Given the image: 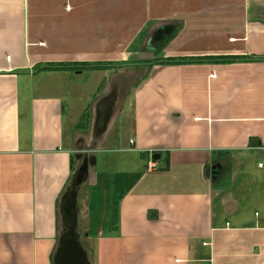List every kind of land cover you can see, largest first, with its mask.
<instances>
[{
	"label": "crops",
	"instance_id": "1",
	"mask_svg": "<svg viewBox=\"0 0 264 264\" xmlns=\"http://www.w3.org/2000/svg\"><path fill=\"white\" fill-rule=\"evenodd\" d=\"M119 66L136 80L114 126L143 161L119 173L140 177L92 263L264 264V0H0V264H53L75 152ZM96 165L90 214L111 180Z\"/></svg>",
	"mask_w": 264,
	"mask_h": 264
},
{
	"label": "rangeland",
	"instance_id": "2",
	"mask_svg": "<svg viewBox=\"0 0 264 264\" xmlns=\"http://www.w3.org/2000/svg\"><path fill=\"white\" fill-rule=\"evenodd\" d=\"M153 31H150L146 34L147 36H151V34ZM131 61L133 60V58L130 59ZM126 65V64H124ZM123 67L119 66L116 67L114 72H115V78L113 79V83H109L110 86L108 85V93L104 94L102 99L105 96H108L109 94H111L114 90L117 92L118 94V100H117V104L114 107V118L112 119V122L109 126V130L107 132V134L105 135V137L102 140H98L95 136V132H94V126H95V120H96V114H97V109L94 113L95 117H94V124L92 129H87L86 132L83 133V136L85 135V139H81L83 141L87 140L88 144L90 146V148L88 149H82L80 151V149H78L77 152H75V154L77 155H88V156H84V157H88L87 158V167L90 165V158L91 156H95V153L97 152V171L98 173H109L111 176V180L113 182H115L118 178H119V173H125L128 174L129 172H133L135 170H138L140 168L139 165H141V161H143L139 155L135 152H129V150H127L129 148V135L125 134L122 130L118 131L116 130L117 128L114 126V122H115V118L121 108V106H124L125 103V99L128 96V94L131 92V88L134 86L135 83V78L132 76L131 79L129 78V85L128 83L125 84L124 88L123 86L120 84V82L124 81L126 78H123L124 75H120ZM126 75V74H125ZM122 78V79H121ZM40 79H42L40 77ZM99 81V78L97 80H95L94 82H92V84L90 85L91 87V91H94V86L95 84ZM120 84V85H119ZM118 87V88H117ZM75 95H79V93H74ZM97 95H93L91 96V100H96ZM86 100L84 99V97H79V99H77V104H84L85 105ZM92 104V102L90 103ZM90 106V105H89ZM98 106V105H97ZM91 107V106H90ZM89 128V127H88ZM112 133V137L106 141L104 143V145L102 146V148L100 149V151L98 152V147L93 148V143L94 145H97V143L102 142L103 140L105 141L109 135V133ZM77 136V135H76ZM79 136V134H78ZM80 137V136H79ZM78 141V140H77ZM73 139V142H77ZM74 143L73 146H76V144ZM79 147L85 148L84 143H81L78 145ZM92 146V147H91ZM83 151V152H82ZM82 160H84V158H82ZM78 167V166H77ZM77 167H75V169H77ZM93 169V170H92ZM90 170V177L88 178V176L84 175L83 177V182L80 185V191H79V199L77 200L78 203V209H80V213L78 214V233L81 236V242L83 244V246L86 248V250L90 253V256L92 259H94V254H95V246L94 243L100 236H109V234H111V227L107 225V222H109L112 218V214L113 217H115L117 215L118 212V208L115 206V198H117V193L119 192V189H116L115 186H105L109 187L112 189L111 190H107V188H103V189H97L98 192H96L95 190H92V193L94 196H98L99 202V208H97L96 213H89V211H87V196L89 194V190L93 189L90 188L95 184L94 176L96 173V169L95 167L92 168ZM110 191V192H108ZM109 196V197H108ZM108 197V199H107ZM106 198V203H104ZM114 203V204H113ZM109 208H108V206ZM113 208V213L112 211H109V209ZM107 211V213H106ZM90 215V218H89ZM59 218H60V234L63 232V225L61 222V215L59 213ZM110 219V220H109ZM103 222V224L101 223ZM95 225V226H94ZM98 228V229H97ZM59 234V235H60ZM98 235V236H96ZM59 240V238H58ZM96 255V254H95Z\"/></svg>",
	"mask_w": 264,
	"mask_h": 264
},
{
	"label": "water",
	"instance_id": "3",
	"mask_svg": "<svg viewBox=\"0 0 264 264\" xmlns=\"http://www.w3.org/2000/svg\"><path fill=\"white\" fill-rule=\"evenodd\" d=\"M118 100V94L114 90L108 96L101 99L97 106V114L94 126V134L98 140H102L109 130V126L114 118V107ZM83 152V151H82ZM88 155H77V158H84L80 169L76 170L73 178L62 195L59 204V213L63 225V232L59 235V240L53 264H93L90 253L81 242V236L78 233V194L84 175L87 176L88 167L96 165V157H89L90 165L87 167ZM217 166H212L208 175L212 179L219 174Z\"/></svg>",
	"mask_w": 264,
	"mask_h": 264
},
{
	"label": "trees",
	"instance_id": "4",
	"mask_svg": "<svg viewBox=\"0 0 264 264\" xmlns=\"http://www.w3.org/2000/svg\"><path fill=\"white\" fill-rule=\"evenodd\" d=\"M240 59H226V60H214L216 62H235L238 61ZM195 61L192 60H167V61H158V64H164V65H180V64H188V63H194ZM98 69H100L101 67H97ZM140 176H119V178L113 182L110 179H108L107 177H102L100 180V185L98 186V189H103L105 188V186H115L116 189H119L118 193H117V198H115V206L118 208L119 202L121 201V199L126 195V193L131 190L133 188V186L135 185L136 181L139 179ZM217 185V184H216ZM107 190H111V188L106 187ZM114 204V203H113Z\"/></svg>",
	"mask_w": 264,
	"mask_h": 264
},
{
	"label": "built area",
	"instance_id": "5",
	"mask_svg": "<svg viewBox=\"0 0 264 264\" xmlns=\"http://www.w3.org/2000/svg\"><path fill=\"white\" fill-rule=\"evenodd\" d=\"M133 143H134V141L131 140V144H133ZM258 167H259V169L264 170V160L261 161L260 163H258ZM153 168H154V164H153V162H150L149 163V169H153Z\"/></svg>",
	"mask_w": 264,
	"mask_h": 264
},
{
	"label": "flooded vegetation",
	"instance_id": "6",
	"mask_svg": "<svg viewBox=\"0 0 264 264\" xmlns=\"http://www.w3.org/2000/svg\"><path fill=\"white\" fill-rule=\"evenodd\" d=\"M168 30H171V29H168ZM165 34H166V33H165ZM165 39H166V37L160 38V37H158V35H157V36H155V37L152 39V44L155 45V44L158 43V42H161V41L164 42ZM165 42H166V40H165ZM118 97H119V96H118ZM116 104H117V103H116Z\"/></svg>",
	"mask_w": 264,
	"mask_h": 264
}]
</instances>
